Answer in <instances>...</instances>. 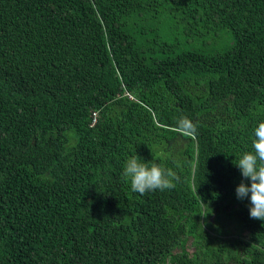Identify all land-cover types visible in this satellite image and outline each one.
<instances>
[{"label": "trees", "instance_id": "obj_1", "mask_svg": "<svg viewBox=\"0 0 264 264\" xmlns=\"http://www.w3.org/2000/svg\"><path fill=\"white\" fill-rule=\"evenodd\" d=\"M262 120L264 0H0V264H264Z\"/></svg>", "mask_w": 264, "mask_h": 264}, {"label": "clouds", "instance_id": "obj_2", "mask_svg": "<svg viewBox=\"0 0 264 264\" xmlns=\"http://www.w3.org/2000/svg\"><path fill=\"white\" fill-rule=\"evenodd\" d=\"M177 129L185 136H194L197 132L196 125L187 117L178 120ZM235 164L242 176L250 179V186L243 182L237 186V198H250V217L264 221V120L252 131L251 151L244 152ZM122 176L130 184L131 191L140 195L175 188L173 181L179 179L175 172L166 171L155 163L149 166L137 156L125 161Z\"/></svg>", "mask_w": 264, "mask_h": 264}]
</instances>
